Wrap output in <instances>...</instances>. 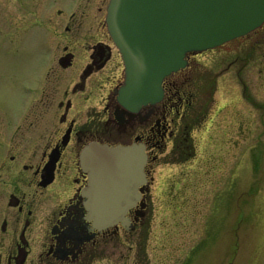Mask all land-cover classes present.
<instances>
[{
    "label": "flooded vegetation",
    "instance_id": "obj_1",
    "mask_svg": "<svg viewBox=\"0 0 264 264\" xmlns=\"http://www.w3.org/2000/svg\"><path fill=\"white\" fill-rule=\"evenodd\" d=\"M107 4L78 0L68 18L57 13L53 23L48 19L56 46L38 94L12 121L0 119V264H191L203 240L173 262L178 247H169L163 262L166 249L148 246L155 218L168 216L180 239L191 236L195 221L203 233L210 199L202 191L207 197L210 189L218 191L226 176L218 164L236 159L247 141L245 151L252 155L264 137V24L188 55L184 68L163 79L155 102L131 111L118 101L124 66L105 25ZM0 14L15 37L31 28L29 19L13 22L12 11ZM242 72L250 90L244 99L237 83ZM97 147L136 148L143 159L127 208L110 224L97 222V200L82 161ZM195 163L206 172L200 174ZM161 166L194 173L156 188ZM188 187L202 198L187 204Z\"/></svg>",
    "mask_w": 264,
    "mask_h": 264
},
{
    "label": "rangeland",
    "instance_id": "obj_2",
    "mask_svg": "<svg viewBox=\"0 0 264 264\" xmlns=\"http://www.w3.org/2000/svg\"><path fill=\"white\" fill-rule=\"evenodd\" d=\"M77 1L0 0V10L15 13L13 22L20 23V20L29 19L31 27L19 38L15 37L16 34L7 31L10 25L5 23L6 18L0 14V119L2 121L15 119L36 98L44 71L52 60L56 46L48 19L52 16L51 23H53V16L57 13H60L62 21L68 18ZM239 79L240 82L237 83L244 99L250 96L249 81L245 72H242ZM244 86L245 94H243ZM221 101V93L218 91L215 95L217 106ZM240 110L247 119L248 107L242 105ZM259 140L261 144L252 155L245 151L250 147L247 141L246 144L241 145L240 154L236 159L226 158L224 163L220 164L217 160L220 170H224L226 176L221 181L222 185L217 188L218 191L210 189L208 197L207 190L202 191L206 194V198L210 199L205 207L208 215L203 233L202 228L198 227L200 222L195 221V226L190 231L191 236L180 239L178 236H173L174 228L169 225L168 216L155 218L148 246L149 249L159 246L166 249L160 256L163 262L168 263L166 256L171 250L169 247H178L177 252L174 251L172 254L175 255L173 262L177 257L183 258L197 242L203 240L194 251L191 264H264V137ZM196 165L195 163L194 167L200 170V174L206 172L203 171L201 164L197 167ZM189 166L192 167L193 164ZM182 173H190L192 176L194 171L186 170V167L179 170L171 166H161L155 170L154 187L159 188L164 182L169 184L173 178ZM194 182L202 183L199 180ZM188 189L189 191L183 190L186 198L191 194L187 204H190L195 197L202 198L203 193L196 194L189 187ZM160 205H162L160 202L156 203L157 209ZM198 211L200 212L201 209ZM197 216L194 214L195 219ZM170 221L174 223V220ZM162 226L165 227L161 228Z\"/></svg>",
    "mask_w": 264,
    "mask_h": 264
},
{
    "label": "water",
    "instance_id": "obj_3",
    "mask_svg": "<svg viewBox=\"0 0 264 264\" xmlns=\"http://www.w3.org/2000/svg\"><path fill=\"white\" fill-rule=\"evenodd\" d=\"M105 23L124 65L118 101L136 111L160 97L161 82L185 67L188 54L258 29L264 0H109ZM82 161L97 200V222L110 224L124 212L132 184L142 177V155L136 148L97 147Z\"/></svg>",
    "mask_w": 264,
    "mask_h": 264
},
{
    "label": "bare ground",
    "instance_id": "obj_4",
    "mask_svg": "<svg viewBox=\"0 0 264 264\" xmlns=\"http://www.w3.org/2000/svg\"><path fill=\"white\" fill-rule=\"evenodd\" d=\"M261 26H262V25H261ZM261 26H260V27H261ZM260 27H259V28H260Z\"/></svg>",
    "mask_w": 264,
    "mask_h": 264
}]
</instances>
